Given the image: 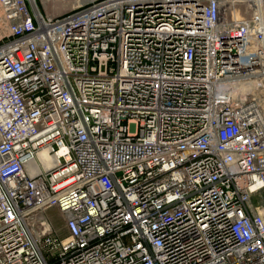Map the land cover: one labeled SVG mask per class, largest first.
I'll use <instances>...</instances> for the list:
<instances>
[{"label": "built area", "instance_id": "1", "mask_svg": "<svg viewBox=\"0 0 264 264\" xmlns=\"http://www.w3.org/2000/svg\"><path fill=\"white\" fill-rule=\"evenodd\" d=\"M0 5V264H264V0Z\"/></svg>", "mask_w": 264, "mask_h": 264}, {"label": "rangeland", "instance_id": "2", "mask_svg": "<svg viewBox=\"0 0 264 264\" xmlns=\"http://www.w3.org/2000/svg\"><path fill=\"white\" fill-rule=\"evenodd\" d=\"M37 6L44 14L48 15H62L81 3L89 0H36ZM1 9V5H0ZM1 11V10H0ZM48 216L57 225L60 226L63 223V216L57 207H51L48 210Z\"/></svg>", "mask_w": 264, "mask_h": 264}, {"label": "bare ground", "instance_id": "3", "mask_svg": "<svg viewBox=\"0 0 264 264\" xmlns=\"http://www.w3.org/2000/svg\"><path fill=\"white\" fill-rule=\"evenodd\" d=\"M32 1H33L34 5H35V8L37 9L38 8L37 1L36 0H32ZM1 14H2V12L0 11V33L5 30V25H6V23H5L6 21H5L4 17H3V15H1ZM253 85H255V83L251 82L249 84H244L243 87L246 88V87L253 86ZM42 154L46 155L45 152L42 153Z\"/></svg>", "mask_w": 264, "mask_h": 264}]
</instances>
